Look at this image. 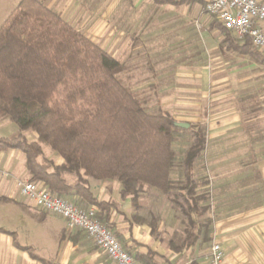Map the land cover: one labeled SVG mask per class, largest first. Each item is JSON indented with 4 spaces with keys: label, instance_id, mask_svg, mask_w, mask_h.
Masks as SVG:
<instances>
[{
    "label": "trees",
    "instance_id": "trees-1",
    "mask_svg": "<svg viewBox=\"0 0 264 264\" xmlns=\"http://www.w3.org/2000/svg\"><path fill=\"white\" fill-rule=\"evenodd\" d=\"M212 27L224 34L228 48L264 67V56L248 37H232L216 19ZM124 69L123 62L65 21L55 8L42 0H18L0 24V118L16 124L18 133L0 136V151H21L28 179L69 197L78 207H97L96 216L107 228L108 213L117 203L97 200L89 178L119 181L120 197L130 196L133 202L144 188L156 189L184 226L183 239L175 244L171 238V247L177 251L191 247L202 229L208 242L209 181L205 174L194 176L193 171L206 149L205 125L191 131L182 162L184 181L173 178L174 137L184 128L165 110H148L120 76ZM245 105H239L244 127L245 115L262 109L260 103ZM43 145L61 161L46 156ZM254 162L245 165L252 166L248 176L257 186L261 180ZM199 186L205 188L200 192ZM203 213L207 217L199 220ZM134 219L155 231L157 216L135 213ZM30 255L41 264H60ZM154 255L148 248L133 257L142 264H155Z\"/></svg>",
    "mask_w": 264,
    "mask_h": 264
},
{
    "label": "rangeland",
    "instance_id": "rangeland-1",
    "mask_svg": "<svg viewBox=\"0 0 264 264\" xmlns=\"http://www.w3.org/2000/svg\"><path fill=\"white\" fill-rule=\"evenodd\" d=\"M17 1L0 0V24ZM63 2L64 0H57L55 5L57 8L63 9ZM80 7L79 9H98V11L113 9L114 17L124 14L130 21L132 19L138 20L136 28L133 27L126 31L129 36L126 44L119 46L116 37L111 41L110 48L125 65V69L120 73L123 81L132 88L140 99L144 100V105L148 110L161 108L168 112L175 122L189 123L188 127L178 131L174 137L173 148L177 158L173 178L184 181L181 175L182 162L191 142L193 127L203 124L208 134L207 124L211 123L212 125L224 120L226 125L222 128L224 130L223 139L217 144L223 147L222 150L220 152L217 150L219 154L212 156L206 144L205 152L201 159L194 164L193 170L194 176L199 174L207 176V181H209L207 187L211 194L210 203L214 207L215 194L210 177L213 176L211 167L214 168V163L217 162L218 158H215L216 160L212 164L209 161L211 157L223 154V157L221 155L220 157L227 161L219 169H214L218 171L217 173L239 167L250 171L252 166L245 165L247 162L254 160L255 164L253 165L257 167V164L264 160V72L262 69L249 64L245 57L236 54L225 52L220 53V57L217 56L218 51L214 48V41L217 42L223 33H220L216 27L210 28L215 19L204 11L203 4L199 1L84 0ZM154 14L157 17L156 20L152 17L149 22V16ZM67 20L71 24L73 18ZM77 26L76 23L73 27L77 28ZM81 32L88 35L92 31L81 30ZM96 33V39L101 45L104 35L101 34V31ZM230 35L234 37L231 33ZM202 71L205 72V75H201ZM251 73L255 74V78L244 77V74L250 75ZM193 74L200 75L199 83L192 82L194 77L191 75ZM187 83L191 84L187 85ZM244 96L250 98L243 102L240 99ZM241 103L246 104L245 106L260 103L262 108L258 114L249 113L245 115L246 127L240 125V119L243 122L242 113H240V119L236 115ZM16 133H18L16 124L8 120L7 117L0 118V134L2 136L10 137ZM30 134L32 135V133H28V136ZM42 147L46 156L58 160V157L47 146L43 145ZM251 172H249L250 175ZM89 180L94 179L89 178ZM253 180L254 177L249 176L247 179L238 181V183L243 184L246 181L252 184ZM117 183L121 187V183L119 181ZM236 185L237 183L234 182L228 183L226 186L232 188ZM255 185H258V182ZM258 186H253V189L248 192L249 203L252 201L250 199L263 193L261 187ZM242 193L239 192L238 195L236 190H233L230 197L238 198ZM140 195L151 200L156 198L160 206L170 205V202L165 201L162 194L153 188H144ZM2 197L0 195V198ZM20 197L25 202L27 201L21 195ZM239 199L241 200V198ZM28 205L32 212L36 210L30 203ZM80 207L83 208L82 205ZM240 207L242 206L237 208ZM232 208L236 207H227L228 210ZM144 209L145 214H147L149 211L147 204L144 205ZM43 212L48 213L47 211ZM172 212L175 224V232L172 238L175 244H179L184 235V226L176 213ZM209 213L212 216V213ZM146 217L149 218V215ZM204 217H207V213H203L199 220L204 219ZM26 223L28 224V221ZM63 225L67 231L79 230L76 228L69 229L65 223ZM164 239L168 240L165 237ZM199 245L206 246L207 242H200Z\"/></svg>",
    "mask_w": 264,
    "mask_h": 264
},
{
    "label": "crops",
    "instance_id": "crops-1",
    "mask_svg": "<svg viewBox=\"0 0 264 264\" xmlns=\"http://www.w3.org/2000/svg\"><path fill=\"white\" fill-rule=\"evenodd\" d=\"M42 1L46 6L55 8L65 21L68 22L67 19L73 18L71 25L74 26L77 23L76 29L94 32L88 34L87 37L98 45L96 32L101 31L104 37L99 46H104L102 48L113 56L115 55L110 48L111 41L117 37L119 46L125 45L126 40L129 38L126 31L131 30L133 27L136 28L138 23V20L132 19L130 21L124 14L114 17L113 9H105L104 11L79 9L81 8V2H84V0H64L63 9L57 8L55 5L57 0ZM149 17V22L152 17L155 20L157 18L156 14ZM262 26L264 27V22ZM219 32L222 33L220 30ZM106 42L107 45L105 46ZM214 48L218 51V57H220V53L225 52L236 54L245 57L249 64L256 65L264 72V67L250 56L236 53L228 48L224 34L217 42L214 41ZM258 51L264 56V51ZM201 73V75H205L204 71ZM191 76L194 77L192 82L199 83L200 75L193 74ZM244 77L253 79L255 74H244ZM190 84L187 83V85ZM240 113V110H238L236 114L239 119ZM225 125L224 120L212 125L211 123L207 124L209 132L206 133V144L212 156L219 154L223 148L217 144L223 139L224 130L222 128ZM240 125H242L241 119ZM34 136L32 133L29 137ZM220 155L223 157V154ZM220 155L209 159L210 163L213 164L215 158H218L217 162L214 163V168L211 167L213 176L210 177V182L214 188L215 203L214 207L210 203L212 222L208 226L210 240L206 246L199 245L200 242H206L203 240L202 229L199 238L191 247L179 251L171 247L170 238L174 235L175 224L173 210L170 205L160 206L156 198L151 200L142 197L140 194L134 202L130 196L121 198L118 194L121 187L116 180H89V185L97 200H114L117 203L116 208L110 209L106 223L122 246L132 255L137 252H146L149 248L155 252V264H190L192 261L197 264H206L211 242L218 241L225 252V264H264V160L257 164L261 180V182H258L259 186H257L261 187L263 193L255 198L253 197L254 199H250L252 201L249 203L248 192L253 189L254 185L245 181L244 186H242L238 181L247 179L251 169L248 171L241 169V167L238 169L229 168L224 172L217 173L218 171L214 169H219L221 165L227 162ZM0 159L1 164L10 170V178L0 180V195L3 196L0 198V228L3 229L0 231V264H41L31 257L30 253L54 260L60 264H112L105 252L96 247L83 231H67L63 227L65 221L62 217L50 212L45 214L44 210L41 211L42 209L37 208L32 212L29 203L21 199L14 183L16 179H28L21 151L17 149L2 150L0 151ZM56 161H61V158L58 157ZM234 182L237 183L236 186L232 188L226 186L228 183ZM204 188V186H199L198 191L201 192ZM233 190H236L238 195L239 192L243 193L238 198L230 197ZM145 204L149 209L147 214L144 212ZM228 206L236 208L228 210ZM239 206L242 207L237 208ZM92 207L97 211V207ZM39 212L41 213L39 214ZM135 213L143 217L147 215L157 216L155 231L151 233L148 224L135 221ZM26 221H28V224ZM163 236L168 240H165Z\"/></svg>",
    "mask_w": 264,
    "mask_h": 264
},
{
    "label": "built area",
    "instance_id": "built-area-1",
    "mask_svg": "<svg viewBox=\"0 0 264 264\" xmlns=\"http://www.w3.org/2000/svg\"><path fill=\"white\" fill-rule=\"evenodd\" d=\"M204 11L221 23L234 37H248L252 45L264 51V0H201ZM10 178L1 164L0 180ZM18 194L34 208L62 217L69 229L83 231L93 244L102 249L112 264H142L126 250L109 228L96 216L94 207H78L69 197L50 192L30 179L14 180ZM225 252L220 242L212 241L206 264H225Z\"/></svg>",
    "mask_w": 264,
    "mask_h": 264
},
{
    "label": "water",
    "instance_id": "water-1",
    "mask_svg": "<svg viewBox=\"0 0 264 264\" xmlns=\"http://www.w3.org/2000/svg\"><path fill=\"white\" fill-rule=\"evenodd\" d=\"M175 124L179 127H183V128H186L189 126V123L187 122H175Z\"/></svg>",
    "mask_w": 264,
    "mask_h": 264
}]
</instances>
